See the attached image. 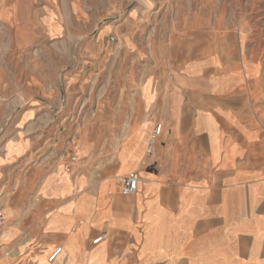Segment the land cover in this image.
<instances>
[{
    "label": "rangeland",
    "instance_id": "1",
    "mask_svg": "<svg viewBox=\"0 0 264 264\" xmlns=\"http://www.w3.org/2000/svg\"><path fill=\"white\" fill-rule=\"evenodd\" d=\"M173 103L264 146V0H0V264L30 174L118 182L124 138H187Z\"/></svg>",
    "mask_w": 264,
    "mask_h": 264
},
{
    "label": "crops",
    "instance_id": "2",
    "mask_svg": "<svg viewBox=\"0 0 264 264\" xmlns=\"http://www.w3.org/2000/svg\"><path fill=\"white\" fill-rule=\"evenodd\" d=\"M205 105L172 104L187 138H124L117 169L140 172L133 195L73 167L30 174L10 201L25 264H264V146Z\"/></svg>",
    "mask_w": 264,
    "mask_h": 264
},
{
    "label": "built area",
    "instance_id": "3",
    "mask_svg": "<svg viewBox=\"0 0 264 264\" xmlns=\"http://www.w3.org/2000/svg\"><path fill=\"white\" fill-rule=\"evenodd\" d=\"M161 130V125L158 126L156 134L160 133L159 131ZM155 135V134H154ZM156 138H151V142H154ZM75 159V157L73 158ZM141 180V175L138 170H133L129 172L126 176H124L121 179V193L124 195H133L137 192L138 187H139V182ZM1 222V221H0ZM103 239V236H98L95 239V242H99ZM62 251V247L56 248L49 256L48 261L49 262H54L59 254Z\"/></svg>",
    "mask_w": 264,
    "mask_h": 264
},
{
    "label": "bare ground",
    "instance_id": "4",
    "mask_svg": "<svg viewBox=\"0 0 264 264\" xmlns=\"http://www.w3.org/2000/svg\"><path fill=\"white\" fill-rule=\"evenodd\" d=\"M161 127H162V126H161ZM157 128H158V127H157ZM157 128L155 129L156 132H157ZM160 131H161V130H160ZM160 131H159V132H160ZM153 136H155V135H153ZM153 136H152V137H153Z\"/></svg>",
    "mask_w": 264,
    "mask_h": 264
}]
</instances>
